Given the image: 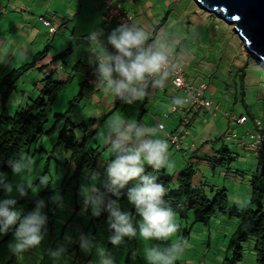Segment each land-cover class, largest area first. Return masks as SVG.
Listing matches in <instances>:
<instances>
[{
    "label": "rangeland",
    "instance_id": "obj_1",
    "mask_svg": "<svg viewBox=\"0 0 264 264\" xmlns=\"http://www.w3.org/2000/svg\"><path fill=\"white\" fill-rule=\"evenodd\" d=\"M97 1L99 3V8L102 3L99 0ZM120 1H125L126 4L131 2L132 8H134L135 6V4L132 3L133 0ZM39 2L40 0L27 1L28 6H31V8L33 9L32 12L37 13L39 11V8L37 6ZM162 3L163 0H136V4H139L142 11L147 10L148 15L153 17L155 16L157 18V21L154 22L152 18H149V23L152 24L153 32L156 31V28L163 21H165L166 17L170 16L168 17L166 24L167 27L173 29L174 32H170L168 30L166 32V35H163L164 39H167L168 41L171 40V37L174 38L173 34H177V31H175L176 29L187 31V27L190 26V23L192 25V28L196 31L202 30L203 26L201 25V23L203 22V18L201 16L203 14L207 15V18L211 16L210 13H205V11H202L194 0H187L184 3H181L180 0H169L170 6L167 3ZM190 5H194V8L192 6L190 8ZM149 7H151L152 9ZM34 8H37V11H34ZM156 11L160 13L158 17L156 16ZM213 20H215L216 23H211V25L214 28L216 27L215 29L217 30V32H221V34L224 35L228 34L229 38H232L231 46L239 48L241 42L233 33V27L219 18H213ZM178 22L180 23V25H178ZM159 31L157 32V36H159ZM63 32L64 31L59 32L57 36H55L54 43L51 42L48 35L44 37V41L46 42V44L49 43L51 47L54 48V50L51 49V54L53 55V57H55V50L59 48L60 42L63 45L67 43L63 38L65 37L66 33ZM192 34L194 35L193 31ZM8 37L9 35H7V38ZM7 38H5V40L10 42V40ZM12 40V46L11 42L10 44L8 43V45L10 46L6 45L7 50L0 48V76L2 72H5V74H9L14 69H19L21 68V66L26 65L32 61V59L28 61V59L26 58H21L19 49L20 44H17V42L20 41L19 36ZM45 46L41 48V51H43ZM11 50L12 54L14 53L12 56L11 54H9ZM242 51V54L245 57L244 61L242 62V66H245V59H247V54H245L246 51L244 49ZM186 52L187 51H184V53ZM206 53L207 52H205V54ZM71 57L72 55L69 53L65 58L67 63H61L62 66H64L61 67V70L63 69V72L64 70H67L70 74H72V78H74L76 73L73 72L71 67V65H73L74 63V61H71ZM249 59L251 62V65H249L250 71L252 70L253 73L256 76L260 77L261 81L263 79V81L260 87L256 86V88L254 89V93H257L260 97L259 105H256V98H250L248 99V102L250 101L251 103L252 101V104H255V112L257 108H259L258 117L259 120L264 124V69L262 66H260V63H258L257 60L254 61L251 58ZM51 69L53 71L52 73L55 72L54 80H60V72H56L55 63L52 65ZM44 77L45 73L35 69L25 72L17 78V91L12 92L9 95L7 101V112L9 115H14L18 111H21L26 102L30 101V99H35L40 96L41 89L37 88L35 84L41 81ZM79 80L80 79L78 78L74 81L72 80L68 88L58 96V99L53 105L50 112L51 117H54L56 114L64 115L65 113L70 112L68 117L77 124H80L82 122L90 123V121L98 120L99 117L95 115L96 108L95 106L89 104L90 102H87L86 94L84 95L85 98L81 100V102H79L75 108H73L72 110L70 108L69 103L82 91V89L80 88ZM1 82L2 77H0V84ZM207 82L209 81L207 80ZM38 86H40V84H38ZM250 94H252V90L250 91ZM183 98L184 96L182 95L181 99ZM99 107L103 111L101 105ZM224 107L226 108L224 110L228 111L229 113H247L248 111V109L240 104V102H238L236 106L233 105L232 102L231 105L225 104ZM0 112H2L1 107ZM255 112L254 114H256ZM136 116H138V114H136ZM173 117H176L178 120L180 116L173 115ZM200 117V120L194 122L191 127L187 129L186 134H184L185 128H182V134L185 135L187 139H191L192 134H197V136H199L198 138H201V136H203L205 132L212 129V119L204 113H201ZM112 118H116L115 115ZM252 121L253 120H251V122ZM223 122L224 120L221 119V121L219 122V128L224 127ZM251 126V123L247 125L248 128H250ZM246 131L247 129L245 126L234 125L230 127L229 132L233 135L242 136L246 133ZM107 134L108 132L102 130V128L99 129V131L97 132V136H95L93 142L88 146H91L93 149H95L98 154H110L107 148V145L109 144L105 141V137ZM180 140L182 141L183 139L180 138ZM188 144L185 145L184 141L181 143V147H187V151L189 152L187 154V157L190 156L191 159L193 155L191 149H194V145L191 144L195 143L193 142V140H190ZM222 144L223 142L220 140V146L218 148H221ZM228 144L231 155L225 154V159L227 161H225L224 163L227 165H224L222 168L218 167L214 172L212 169L203 167V164H199V168L201 167L200 169L203 171L202 173H206L207 175L208 183L203 187V189L206 190V194L210 199H213L217 195L218 190L226 188V193L228 195L227 211L218 212L217 215L214 216V218H212L210 222H208V224L195 223V217L192 211L187 212L188 217L184 222L175 213L177 232L173 234L172 237L160 240L154 238L148 241L144 240L139 236V234H137V236L133 238L125 237L124 242L120 245H112L108 239L109 237H106V240L104 242L101 238L105 237V234L103 235L102 228L104 231L106 230L110 234H112L113 232V230L109 227L110 214L109 212H107L104 222L101 225L102 228L100 229V234L95 237V240L93 239L94 241L91 240L96 247H94L90 253H86L81 249L83 252H81V254L79 255V260H81L82 263L77 264H99L100 258L97 252V247H103L105 251L114 259L115 264H147L144 257L145 249L153 246L166 248L174 243H178L181 248V254L177 257L176 264L227 263L226 260L232 258L233 256V253L231 252L232 250H229V241L236 233L238 225L240 224L238 218L231 214L230 209L236 208L241 211L246 207V203L251 197L250 181L253 174L257 170L258 162L257 154H255L251 150H245L246 148H244L243 146H237L234 143ZM190 145L191 147L189 148ZM97 148H100V150H98ZM101 156L100 158H98L97 165L95 166L94 170L89 171L88 169H85L83 176L76 178L74 177L75 165L71 164L70 154L66 153L65 150H63L61 146L58 145V136L56 135L52 138H43L41 143H36L30 149V151L26 155H24V157L19 161V163H22L21 173L17 174L14 171L11 173H6L8 182L12 183L14 188L16 184H24L26 188L27 195L24 197L19 196V194L15 191L11 194L17 199L16 207L23 209L22 214L26 215L29 212L35 210L38 201H43V207H41L40 211L41 214L46 217V224L43 229L45 235L41 244L27 250L23 254L22 258H17L9 251L8 244L14 239L13 231H9L7 234L0 235V264H25L26 260L28 263V257L39 261L42 259H46L47 261L45 262V264H60L61 259H63L62 264H76V256L78 254H76L75 250L72 251L71 249L67 248V244L65 242H63V244H60L62 239H59L58 242L55 241V243L53 242L54 239H50L52 228H50L51 226L47 224L49 222L48 214L52 213L51 218H53V221L55 222L54 230L56 236H62V234L68 233V235H66V238H69L70 236L74 240V233H76V230L82 233H84L83 231H85L84 234L86 235V231L89 230L88 223L82 222L80 218L81 216H83V214H85L84 212H86L88 206H85V201H83L81 193L83 194L82 188L84 186H89L92 184L93 174L96 175L95 186L98 191L105 183L108 167V161L106 160L108 158L107 156ZM111 156L113 157V155ZM229 159H232L230 160V163ZM193 161L198 162V159L194 158ZM229 165H231L230 174L228 173ZM169 175L172 174L169 172ZM226 175L228 176L226 177ZM44 178H47L46 182H42L44 181ZM80 181L81 186L79 185ZM77 187L78 193H80L79 196L75 195L77 192ZM7 197L8 194L0 189V199ZM121 210L131 212L136 217V220L142 219L141 217H139V214L136 213L135 206L128 201V198L123 204H121ZM67 214L68 218H66ZM69 219L72 224L67 223ZM74 226L76 227L75 229ZM97 227L99 226L97 225ZM93 231L94 227L91 229V231H89L91 237ZM186 233L187 235H185ZM76 240H78V238ZM60 247L66 248V252L62 254L61 257H51L48 254L50 250H56ZM243 247L245 249V256L243 257V261L240 264H259L253 250V241L248 240L247 242H244Z\"/></svg>",
    "mask_w": 264,
    "mask_h": 264
},
{
    "label": "crops",
    "instance_id": "obj_2",
    "mask_svg": "<svg viewBox=\"0 0 264 264\" xmlns=\"http://www.w3.org/2000/svg\"><path fill=\"white\" fill-rule=\"evenodd\" d=\"M27 1L28 0H0V48L7 50L6 45L10 46L8 43L10 44L11 42L12 46V39L19 36L20 41L17 42V44H20L19 49L21 58H26L28 61L32 59L33 61L35 55L41 52V48L45 45H50L49 43L46 44L44 41L46 35H48L51 42L54 43L55 36H57L59 32L64 31L63 33L66 34L63 38L67 43L63 45L60 42L59 48L55 50L54 55L57 56L62 52L70 50L69 53L72 55L71 61H74L71 67L73 72L76 73L72 80L74 81L77 78L80 79V88L84 89V95H87V102H90L89 104L95 106V115L99 117L98 120L94 122L95 124L93 123L94 125L91 129H97L98 132L99 129L102 128V130L108 132V122L113 119L112 117L114 115L115 117L124 119L126 122L136 121L137 123L146 126H158V124L163 125V129L157 133V136L160 139H165L169 145V161L173 166L171 169H167L168 174L169 172L178 173L187 164V159L190 156L187 157V154L189 153L187 147H181V143L184 141L186 145L190 140H193L195 144H191L194 145V149H191L192 152L198 151L200 147L202 152L205 153H208L210 149L214 152L221 150V148H218L220 143L218 144V142L214 141L217 137L221 138L225 134L228 135L227 131L231 127V125L227 123V117L221 114V111L224 114H229L228 111L224 110L226 109L224 107L225 104L231 105L232 102L235 106L238 102H240V104H245V108L251 112L249 115L252 117L249 119V123H251L252 126L248 128L247 132H254L258 128L261 131L264 130V124L258 117L259 108H257L255 112V104H252V101L251 103L250 101L248 102V99L256 98V105H259L260 97L257 93H254V89L256 86L260 87V85H262L263 79L261 81V78L256 76L252 70L250 71V68L246 70L245 78L243 77L242 79L240 77L242 74H238V72L243 71L240 69L244 68V65L242 66L244 57L237 52L235 46H231L232 38H229L228 34L224 35L221 34V32H217L215 29L216 27L214 28L211 25V23H216L213 18L218 19L217 17L211 15L207 18V15L203 14L204 16H201L203 18V22L201 23L203 26L202 30L196 31L192 28L190 23V26L187 27V31L176 29L175 31H177V34H173L174 38L171 37V40L168 41L167 39H164L163 35H166L168 30L174 32L173 29L167 27V24L165 23L170 16L165 18V25H161L162 27L160 31L158 30L159 36H157V33L153 35L155 31L153 32L152 30V24L149 23V18H152L153 22L157 21L155 16L148 15L147 10H144V13L139 4H136V0L132 1V3L135 4L134 8L131 7V2L126 4L125 1L121 2L120 0H112L113 3L120 5L118 8L122 10L123 13L133 15L130 23H137L145 27L152 38H158L162 43H165L168 46L169 54H173L177 57L179 64L185 69L187 79L193 86L197 87L202 83L208 86L207 91L204 92L203 95L205 96L206 101L211 102L214 107L219 108V112L216 114H211L209 111L206 113L203 112L212 119V129L210 131H207L206 129L207 132H205V136L203 135L201 138H198L199 136H197V134H190L192 138L187 139L186 136L182 134V128L186 127L188 129L189 127H187L185 123L184 127L183 121L195 114L193 112L188 114V112L173 111V108L179 104L177 101L185 100V95L182 91H178L173 87L169 78L166 79L162 87L154 88L150 84L148 88L149 95L146 96L144 100L135 101L131 105L124 103L119 98H114L110 93L106 94L104 92L103 87L100 84L99 76L95 70L96 65L90 63V59L94 56V53L92 52L93 45L89 37L91 32L97 29H102L104 36L101 37V39L106 41L107 36L111 31L121 23H119L117 18H114L110 25L107 24V11L103 2H101L102 5L98 8L99 3L97 0H40L37 5L39 11L45 12L42 13L38 11L39 13H35L32 12L33 9L31 6H28ZM186 1L187 0H180L181 3ZM166 3L170 6L169 0H163L162 4ZM191 6L194 8V5H190V8ZM34 11H37V8H34ZM156 12V16L158 17L160 13L158 11ZM41 16L53 23L60 24V26L64 23L63 25H65V27L60 28L59 32L51 37L47 28L38 21V18ZM178 25H180L179 22ZM192 31L194 32V35L192 34ZM7 35H9L8 38ZM5 38L9 39L10 42L5 40ZM107 48L109 52H115V49L110 45H107ZM51 49L54 50L52 47ZM184 51L187 52L184 53ZM205 52L207 53L205 54ZM9 54L12 56L14 53L12 54L11 50ZM61 63L62 62L60 61L55 63L56 66L60 67L59 71L61 78L66 77V75L72 77V74L67 70H64V72L63 69L61 70V67H64L62 66L63 63ZM66 63L65 60L64 64ZM4 75L5 72H2L0 77L3 78ZM207 80L209 82H207ZM244 88L245 94L243 97L241 93ZM251 90L252 94H250ZM182 95L184 96L183 99H181ZM100 105L103 108V111L100 109ZM254 112L256 114H254ZM136 114H138V116H136ZM200 114L201 113L196 116L194 122L201 119ZM235 114L240 117L245 113L237 112ZM173 115H178L180 117L177 120ZM221 119L224 120L223 129L219 128V122ZM251 120H253V124ZM237 125L241 124L237 123ZM167 135H180V138L183 140H180L181 143L179 141L177 145L174 144L175 149L171 139H169ZM109 147L110 145H107L108 149ZM180 148H182V150H179ZM105 156L108 158L107 160L105 159L108 163L115 158L109 153H103L101 157ZM45 261L47 260L45 259Z\"/></svg>",
    "mask_w": 264,
    "mask_h": 264
},
{
    "label": "clouds",
    "instance_id": "obj_3",
    "mask_svg": "<svg viewBox=\"0 0 264 264\" xmlns=\"http://www.w3.org/2000/svg\"><path fill=\"white\" fill-rule=\"evenodd\" d=\"M103 36L102 29L90 34L94 53L90 63L96 65L104 92L124 103L131 105L144 100L149 95L150 84L154 88L162 87L170 76V68L175 67L171 64L168 46L158 38H152L146 28L137 23L120 24L111 31L106 41L101 39ZM107 45L115 52H109ZM51 72L50 68L45 76ZM162 128L163 125L159 124L146 126L136 121L126 122L120 117L108 122L105 141L110 145L108 151L115 157L107 167L108 190L117 198L106 204L110 214L109 227L113 230L108 238L112 245H120L125 237L133 238L137 234L150 241L154 238L168 239L177 232L175 213L166 206L164 199L166 188L157 182L156 175L145 174V164L154 169H171L173 166L169 161L168 142L157 136ZM10 163L15 173H21L22 163ZM46 180L44 178L42 182ZM95 180L96 175L93 174L92 184L84 186L82 192L85 206H91L93 215L99 216L105 200L97 190ZM130 183L132 186L127 187ZM126 187L128 201L135 206L141 220H136L129 211L121 210L119 198L121 190ZM0 189L8 194L7 198L0 199V235L13 231L14 239L9 242L8 248L17 258H22L27 250L39 246L44 239L46 217L40 211L43 201H38L35 210L23 215V209L16 207L17 199L11 194L15 191L21 197L26 196L25 185L16 184L14 188L7 175L0 172ZM94 247L91 240L81 237L80 248L84 252L90 253ZM65 252L66 248L60 247L48 254L58 258ZM97 252L99 264H115L103 247H97ZM180 254L179 244L174 243L166 248L149 247L145 249L144 257L147 264H176Z\"/></svg>",
    "mask_w": 264,
    "mask_h": 264
},
{
    "label": "trees",
    "instance_id": "obj_4",
    "mask_svg": "<svg viewBox=\"0 0 264 264\" xmlns=\"http://www.w3.org/2000/svg\"><path fill=\"white\" fill-rule=\"evenodd\" d=\"M99 1L104 3L105 9L107 11L106 15H108L106 1H110L113 8L120 6L119 4L117 5L113 3L112 0ZM121 12L123 11L121 10ZM127 15H129L131 18L133 17V15L129 13H127ZM40 18L46 19L42 16L39 17L38 21L40 23H42ZM165 23L163 21L156 28V31L153 35H155L158 30H160V28L165 25ZM53 24L57 27L58 31L60 28L65 27V25H63L64 23L61 24V26L60 24ZM45 28L48 27L45 26ZM48 31L51 37L56 34L51 33L50 28H48ZM238 39L240 40L239 37ZM240 42L241 44L239 48H236V50L244 57L242 50L244 49L246 51V49L241 40ZM69 52L70 50H67L53 57L51 55V45H48L43 51L35 55V59L31 63L23 65L21 68L11 71L9 74H5L2 78V82L0 84V107L2 110V112H0V172L5 174L13 172L10 162L19 163L24 155H26L36 143H41L45 137L52 138L56 135L58 136V145L61 146V148L65 150L66 153L70 154L71 164L75 165L74 177H82L85 169L91 171L94 170L95 166L97 165L98 158H100L103 153L98 154L95 149H93L91 146H88L93 142L97 134V129H91L96 120L90 121V123L82 122L77 124L68 117L70 112L65 113L64 115L56 114L54 117H51L50 114L53 105L58 99V96L63 91H65L72 82V77L66 76L62 77L58 81H55L54 74L52 72L49 73L48 76H45L40 82L35 84L37 88L41 89L40 96L35 99H30V101L26 102L25 107H23L21 111H18L14 115H9L7 112L8 97L12 92L17 90L16 82L18 77H20L25 72L35 69L46 73V71H48L54 63L59 61L64 63ZM245 54H247L245 66L244 68L240 69L243 71L238 72V74H242L240 76L242 79L243 77H246L245 72L249 68V65H251L249 58L254 60L247 51ZM173 56L177 60V57L175 55ZM168 78L171 80L170 76ZM38 84H40V86H38ZM244 94L245 88L243 89L241 95L244 97ZM84 98V89H82L80 94L69 103L71 110L75 108L76 105ZM202 99L206 100L204 95L202 96ZM242 105L246 107L245 104L242 103ZM176 107H181V110H178L179 112H188V114L193 112L195 114L194 116H190L183 121L184 127V123L187 124V122L190 121L189 126H187L190 127L196 120V116L199 114V112H195L192 108L185 105L184 100L182 103L176 105ZM221 114L227 117H225L228 120L227 123L231 126L237 125V122L232 121L231 118L237 119L246 117L247 122L245 124L246 126H244L248 130L247 124L250 121L249 119L252 118L249 115L251 114L249 110L240 117L234 112L224 114L221 111ZM229 131L230 129L227 131L228 135L225 134L221 138L217 137V139L214 141L218 142V144L220 143V140L223 142L221 150L214 152L212 149H210L208 153H205L202 152L200 147L198 151L193 152L191 159L190 157L187 159L186 166L178 173L173 172L171 173L172 175H169L166 168L154 169L152 166L146 164L145 174L157 176V182L163 184L167 190L166 196L164 197L166 200V206L171 207L174 213H176L183 222L187 220V212L192 211L195 217V223L208 224V222H210V220L214 218L218 212H224L228 210V195L226 193V188H223L218 190L217 195L213 199L209 198V196L206 194V190L203 189V187L208 183L207 175L206 173H202L203 171L200 169L201 167L199 168V164H203V167L212 169L214 172L218 167L222 168L224 165H227L224 163L227 161L225 159V154L231 155L228 143H234L237 146H243L246 148L245 150H251L257 154V170L253 174L250 181L251 197L247 201L246 207L243 210L239 211L236 208L230 209L231 214L238 218L240 224L238 225L236 233L229 241V250H232L231 252L233 253V256L232 258L227 259V263L225 264H240L243 261V257L245 256L243 243L247 242L248 240H252L254 243L253 250L257 257V262L259 264H264V130L261 131L258 128L254 132L252 131L249 133L246 131V133L242 136L233 135ZM170 136L174 137L173 135ZM258 136H262L263 141L260 144V148L256 149L254 148L253 143ZM173 146L175 148L174 143ZM97 149L100 150V148ZM179 150H182V148ZM194 158H197L198 162H194ZM230 160L232 159H229V163ZM228 169V173L230 174L231 165H229ZM227 176L228 175H226V177ZM106 177L105 183L99 190V192L104 196L105 200V206L101 207V214L99 216L93 215L91 206H88L86 212H84L85 214H83V216L80 218L82 222L88 223L89 230L86 231V235L84 234L85 231L82 230L84 232L82 233L76 230V233H74V240L70 236L69 238H66L68 233H64L62 236H56L54 230L55 222L53 221V218H51L52 213L48 214L49 222L47 224L51 226L50 228H52L50 239H54V243L55 241L58 242L59 239H62L60 244L65 242L67 244V248L71 249L72 251L75 250L76 254H78L76 256V264L82 263V261L79 260V255L81 252H83L81 248H79L81 237H85L89 240H95V237L100 234L99 232L102 228L101 225L104 222L108 212L106 208L107 202L109 200L117 199L111 192H109V180L107 174ZM79 185L81 186V181L79 182ZM131 186L132 184L130 183L127 187ZM127 187L121 190L122 195L119 198L120 205L127 200ZM76 191L77 192L75 195L79 196L80 193H78V187L76 188ZM81 197L83 201H85L84 194L81 193ZM66 218H68V214L66 215ZM67 223L72 224L70 219ZM97 225L99 227H97ZM93 227L94 231L92 232L91 237L89 231H91ZM75 228L76 227L74 226V229ZM102 231L103 235L105 234V237H101L104 242L106 237H109L111 234L106 230L104 231L103 228ZM185 235H187V233ZM77 238L78 240H76ZM45 262V259L39 261L28 257V263L26 260L25 264H45ZM62 262L63 259L60 260V264H62Z\"/></svg>",
    "mask_w": 264,
    "mask_h": 264
},
{
    "label": "water",
    "instance_id": "obj_5",
    "mask_svg": "<svg viewBox=\"0 0 264 264\" xmlns=\"http://www.w3.org/2000/svg\"><path fill=\"white\" fill-rule=\"evenodd\" d=\"M233 27L249 55L264 67V0H194Z\"/></svg>",
    "mask_w": 264,
    "mask_h": 264
},
{
    "label": "built area",
    "instance_id": "obj_6",
    "mask_svg": "<svg viewBox=\"0 0 264 264\" xmlns=\"http://www.w3.org/2000/svg\"><path fill=\"white\" fill-rule=\"evenodd\" d=\"M107 8H108V25L112 23L114 18H117L119 23H129L131 17L127 15V13L121 12V10L117 8H113L110 1H106ZM40 21L48 28H50V32L55 34L58 32L57 27L53 24V22H50L44 18H40ZM171 64L175 65L174 68H170V77L173 83V86L176 90H180L185 95L184 104L192 108L195 112L203 113L206 111H209L211 114H216L219 112V108H216L212 105L211 102H208L204 99H202L203 93L206 91L207 86L202 83L200 85L193 86L191 82L187 79L185 75L184 68L179 64V62L176 60V58L173 55H170ZM60 67L57 68V71H59ZM56 71V72H57ZM60 72V71H59ZM48 75V73H47ZM181 107H174L173 111L176 112ZM232 121L237 122L238 124L245 125L247 122L246 117L241 118H231ZM190 121L187 122L186 126H189ZM163 129V128H162ZM187 133V128H185V133ZM169 139H171L172 143L177 145L180 141V135H176L174 137H171L170 135H167ZM175 139V140H174ZM263 141L262 136H258L253 146L254 148L258 149L260 148V144ZM181 143V141H180Z\"/></svg>",
    "mask_w": 264,
    "mask_h": 264
},
{
    "label": "bare ground",
    "instance_id": "obj_7",
    "mask_svg": "<svg viewBox=\"0 0 264 264\" xmlns=\"http://www.w3.org/2000/svg\"><path fill=\"white\" fill-rule=\"evenodd\" d=\"M222 20V19H221Z\"/></svg>",
    "mask_w": 264,
    "mask_h": 264
}]
</instances>
